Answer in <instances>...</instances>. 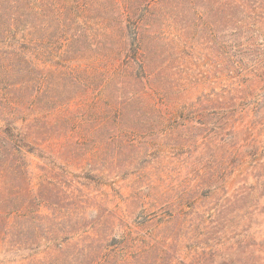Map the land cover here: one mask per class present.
<instances>
[{
	"label": "rangeland",
	"instance_id": "obj_1",
	"mask_svg": "<svg viewBox=\"0 0 264 264\" xmlns=\"http://www.w3.org/2000/svg\"><path fill=\"white\" fill-rule=\"evenodd\" d=\"M89 2L113 33L50 46L27 12L0 45V264H264V0H202L185 35L151 3L145 79L115 0Z\"/></svg>",
	"mask_w": 264,
	"mask_h": 264
},
{
	"label": "trees",
	"instance_id": "obj_2",
	"mask_svg": "<svg viewBox=\"0 0 264 264\" xmlns=\"http://www.w3.org/2000/svg\"><path fill=\"white\" fill-rule=\"evenodd\" d=\"M89 1L90 0H0V36H3V40L0 41V45H7V49L13 48L16 43L15 36L20 27L23 26V22L21 19L24 16H29V13L27 12H36L35 14L37 16L42 17L41 20H38L41 27L45 26L44 24H46L47 22H57L55 24L56 39L54 40V42H50V46L55 45L59 41H61V44L65 46L67 42H69V40L73 37L69 35V31L75 19H80L86 24H95L98 27L101 26V30L104 32V34H107V32H109L110 34L113 33L111 31L110 21L106 16V13L109 11V9L105 8L103 10V15H93L94 13H98V11L97 8L90 4ZM164 1L165 0H142L143 3H141L136 8V14H134V7H131L127 4H120L119 1L115 0V11L117 10L119 12H117L118 17L123 18L124 22L127 23L126 28H124L123 30H126V40L128 42L131 41V43H129V45L131 46L129 51L135 54V63L137 65V68L139 69L141 77L144 79L147 78V75L145 73V57L141 52L143 49L144 40L141 32V21L142 18L150 12L149 7L151 3L154 2L156 4H160ZM201 1L202 0H166V5L168 7H173L174 13L181 14L179 16L181 18L179 24L181 25V29L182 32H184V35L192 26L195 27L194 34H196L198 29L202 25V32H205L206 30L211 31L210 23L207 20L203 19L202 15H200V13L198 12V8L200 7L199 3ZM203 1H207L208 5L212 6L210 12L214 17L221 16L223 18V15L226 11V4L223 3V0ZM19 12H23V14H18ZM137 14L138 17L135 18L134 15ZM189 16L193 17L190 19L191 24L187 25V18H189ZM29 29H36V26L31 25ZM34 34L28 33L27 37L29 42L40 41L39 38H33ZM210 34L213 35V33ZM22 39L24 40V37H22ZM42 43L43 40L41 44ZM21 49H25V47L22 46ZM6 54L8 53H3V56ZM8 60L10 63L11 59ZM10 66V64L6 65V68H9ZM4 133H7L10 138L12 137L11 131L9 129L4 131ZM224 264L233 263L229 262Z\"/></svg>",
	"mask_w": 264,
	"mask_h": 264
}]
</instances>
